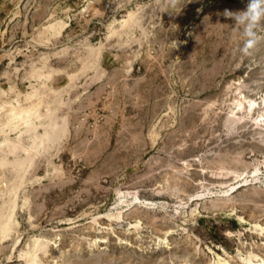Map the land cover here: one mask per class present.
<instances>
[{
    "label": "rangeland",
    "instance_id": "rangeland-1",
    "mask_svg": "<svg viewBox=\"0 0 264 264\" xmlns=\"http://www.w3.org/2000/svg\"><path fill=\"white\" fill-rule=\"evenodd\" d=\"M247 3L0 0V264H264Z\"/></svg>",
    "mask_w": 264,
    "mask_h": 264
},
{
    "label": "clouds",
    "instance_id": "clouds-1",
    "mask_svg": "<svg viewBox=\"0 0 264 264\" xmlns=\"http://www.w3.org/2000/svg\"><path fill=\"white\" fill-rule=\"evenodd\" d=\"M225 15L234 19V28L242 41L238 51L249 55L264 42V0H248L244 10L226 11Z\"/></svg>",
    "mask_w": 264,
    "mask_h": 264
},
{
    "label": "bare ground",
    "instance_id": "bare-ground-1",
    "mask_svg": "<svg viewBox=\"0 0 264 264\" xmlns=\"http://www.w3.org/2000/svg\"><path fill=\"white\" fill-rule=\"evenodd\" d=\"M124 22V21H123ZM237 107H240V104H237ZM247 108H248V110L249 109H252L253 108V104L252 103H250V104H248L247 105ZM25 118V117H24ZM256 123V122H255ZM102 218H104V219H108V220H116V218H114V217H112L111 215H109V214H106V215H104V214H102ZM137 227V225H133V226H131V228H136ZM10 229V223H9V221H7V222H5L4 224H3V226H2V230H3V232H7L8 230ZM25 264H36V262H35V259L33 258V257H31V258H29L26 262H25Z\"/></svg>",
    "mask_w": 264,
    "mask_h": 264
}]
</instances>
